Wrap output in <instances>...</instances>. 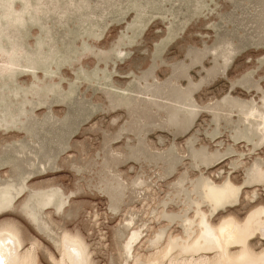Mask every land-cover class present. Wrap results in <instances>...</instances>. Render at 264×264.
Listing matches in <instances>:
<instances>
[{"label":"rangeland","instance_id":"374dc122","mask_svg":"<svg viewBox=\"0 0 264 264\" xmlns=\"http://www.w3.org/2000/svg\"><path fill=\"white\" fill-rule=\"evenodd\" d=\"M261 207L264 0H0V224L37 264L65 233L91 264H187L164 252L203 215Z\"/></svg>","mask_w":264,"mask_h":264},{"label":"bare ground","instance_id":"6f19581e","mask_svg":"<svg viewBox=\"0 0 264 264\" xmlns=\"http://www.w3.org/2000/svg\"><path fill=\"white\" fill-rule=\"evenodd\" d=\"M258 174L261 178L263 170H259ZM237 192L233 187L215 188L211 190L210 196L216 204L221 205L224 199L235 196ZM232 216L213 225L203 215L196 234L182 244L173 240L168 242L164 256L171 255L169 253L179 246L181 254L186 255L181 260L189 264H264V250L256 253L250 245L251 239L256 236L264 239V207L253 210L242 222ZM19 230L15 222L0 224V264H37L33 246L23 249V237ZM60 248L62 257L56 260L58 264H91L88 250L78 235L65 233ZM233 248H238V251H233ZM210 253L213 256L207 255ZM149 264L157 263L150 261Z\"/></svg>","mask_w":264,"mask_h":264}]
</instances>
